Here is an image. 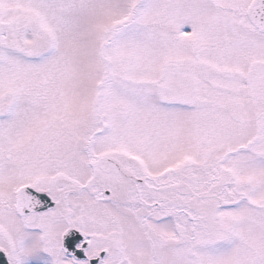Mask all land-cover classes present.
I'll return each instance as SVG.
<instances>
[{
	"label": "snow or ice",
	"instance_id": "6c2138e0",
	"mask_svg": "<svg viewBox=\"0 0 264 264\" xmlns=\"http://www.w3.org/2000/svg\"><path fill=\"white\" fill-rule=\"evenodd\" d=\"M0 264H264V0H0Z\"/></svg>",
	"mask_w": 264,
	"mask_h": 264
}]
</instances>
